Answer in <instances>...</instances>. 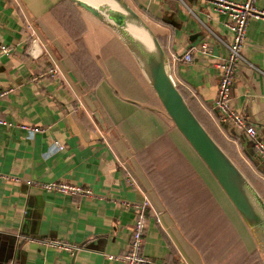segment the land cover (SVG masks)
Wrapping results in <instances>:
<instances>
[{
	"label": "crops",
	"instance_id": "crops-1",
	"mask_svg": "<svg viewBox=\"0 0 264 264\" xmlns=\"http://www.w3.org/2000/svg\"><path fill=\"white\" fill-rule=\"evenodd\" d=\"M124 1L153 32L190 112L247 179L233 160L242 165L264 202V162L240 132L219 126L210 109L217 64L230 41L224 16L214 14L207 0ZM254 7L264 12V0ZM32 42L40 48L37 58L26 54ZM0 44L11 50L0 54V92L8 90L0 98V121L11 125L0 126V264H123L116 258L128 250L131 206L147 199L137 182L145 184L139 154L157 142L171 143L187 157L180 169L195 175L213 202L215 208L200 215L207 229L216 219L226 226L205 232L227 229L249 252L257 250L209 172L171 127L137 60L108 28L67 0H0ZM190 46H204L206 53H194L190 64L174 60ZM46 54L61 75L32 80L49 67ZM242 54L250 66H237L230 106L264 140V21H247ZM21 125L44 131L30 136ZM127 161L134 167L132 186ZM26 180L64 182L90 195L46 193ZM148 202L154 212L146 215L140 253L155 264H201L168 233L165 214L155 221ZM43 240L76 250L45 248Z\"/></svg>",
	"mask_w": 264,
	"mask_h": 264
},
{
	"label": "water",
	"instance_id": "water-1",
	"mask_svg": "<svg viewBox=\"0 0 264 264\" xmlns=\"http://www.w3.org/2000/svg\"><path fill=\"white\" fill-rule=\"evenodd\" d=\"M67 1L108 28L134 56L164 114L209 172L264 260V202L188 109L146 22L124 0H98L96 6Z\"/></svg>",
	"mask_w": 264,
	"mask_h": 264
},
{
	"label": "built area",
	"instance_id": "built-area-1",
	"mask_svg": "<svg viewBox=\"0 0 264 264\" xmlns=\"http://www.w3.org/2000/svg\"><path fill=\"white\" fill-rule=\"evenodd\" d=\"M254 1L255 0H242L241 2H232L227 0H207L211 7V11L214 14L224 16L225 21L222 25L230 35V41L225 45V57L217 64L219 75L216 86V95L210 109L213 112L215 121L218 125H223L240 132L250 143L255 156L260 161L264 162V140L258 138L255 128L252 125L247 124L243 116L233 110L230 106V89L237 66L243 64L249 65L242 54L247 21L249 19L264 21V12L257 10L254 7ZM204 48L205 47L203 46L201 49H195L190 46L179 58L174 57V60L181 62L182 64H190L194 53H206ZM10 51V48L6 47L4 44H0V54L8 56ZM26 54L31 58H37L40 55V48L32 42L28 46ZM46 55L49 67L38 76L32 78V80L45 77L57 78L61 75L57 64L48 54ZM7 93L8 90L1 91L0 98L4 97ZM75 110L79 111L80 106H77ZM0 126L10 127L11 125L0 121ZM20 128L26 130L30 136L33 133H43L44 131L41 128H30L24 125H21ZM52 145L58 150L62 149V146L57 141H52ZM126 179L131 186L134 185V180L130 175H127ZM11 180L17 181L16 179ZM24 183L28 186L33 184L36 188L46 193L62 194L73 198H86L90 195V192L87 189L64 182L34 184L31 181L26 180ZM131 210L133 214V225L130 231L128 251L116 259L123 264H155L140 253L146 215L149 211L151 213L154 211L145 197H143L138 204H133ZM153 216L155 217V221L158 222L159 218L157 214L154 213ZM39 244L45 248L68 253L76 250L75 246L56 240H43L39 242Z\"/></svg>",
	"mask_w": 264,
	"mask_h": 264
},
{
	"label": "trees",
	"instance_id": "trees-1",
	"mask_svg": "<svg viewBox=\"0 0 264 264\" xmlns=\"http://www.w3.org/2000/svg\"><path fill=\"white\" fill-rule=\"evenodd\" d=\"M176 89L178 90V88ZM178 92L180 93L179 90ZM167 120L170 123L171 127L177 132V130L174 128L168 118ZM219 126L229 129L228 127L223 125ZM179 136L181 137L180 134ZM231 136L233 137V135ZM181 139L192 152L194 159L199 160L196 154L185 142V140L182 137ZM216 141L219 143L218 140ZM155 146L159 147L157 151H152V149L154 148V145H152L139 154L138 161L141 169L144 170V174L142 173V175L144 177L143 179L145 180V184L142 185L139 181H137L141 189L145 192L146 196L150 200V202L153 204L155 210H158V212H161L163 214L167 213V215L168 212H171V216L175 214L177 217H183L186 213V225L192 227L193 229H195L196 226L203 227L202 229H198L195 231L203 230L202 232H205V230L209 229L226 228L223 221H220L214 224L213 228L210 227L207 229V223L204 222L205 219L200 215L215 208L213 202L209 200L207 192L205 191V189L202 188L199 181L195 178V175L193 176L191 172H189V175L191 176L184 177L182 180L178 178L179 172H182V169L180 170V168L185 166L184 161H187V157L171 143L157 142ZM143 154H146V158L140 160V157ZM153 158L154 162L152 161ZM233 161L236 165H239V169L243 172L247 179L250 180L251 178H249V176L247 175L248 173L241 167L242 165L240 166L239 162H236V160ZM180 211H182V213ZM169 222L174 225V218H169ZM192 230L190 234L192 236H195V233L197 232ZM218 233L219 232H205V234L203 235V241H211L212 234L214 236L212 240H218L219 248L226 251H230V256L227 258L228 261L231 259L232 256H234L239 260V264H248L249 262L246 260L241 261V256L243 255V253L248 256L250 252L244 247L239 237H237L233 232H230L227 229L226 231H221V233ZM143 235L144 230L142 233V238ZM192 236L188 239H191ZM194 239L195 237L191 239L190 242L192 243ZM233 239L237 244L233 241ZM228 242H232L235 246L227 247L226 243ZM196 247L198 250H200L199 246ZM191 249L197 256V259L199 257L201 261V257L200 255H198V252H196L192 246ZM252 252L254 253V255H256V258L258 257V259L260 260V264H264V261L258 250H254ZM230 264H235V260H231Z\"/></svg>",
	"mask_w": 264,
	"mask_h": 264
},
{
	"label": "rangeland",
	"instance_id": "rangeland-1",
	"mask_svg": "<svg viewBox=\"0 0 264 264\" xmlns=\"http://www.w3.org/2000/svg\"><path fill=\"white\" fill-rule=\"evenodd\" d=\"M158 149H159V147L154 145V148L152 149V151L155 152ZM153 155H154V153H153ZM155 157H156V154H155ZM145 158H146V154H143L140 157V160L145 159ZM152 161L154 162V158L152 159ZM127 163H128V161H127ZM128 165L129 166H127L125 168L126 172L131 177H133L132 176V173H133L132 170L134 169V167L133 166L131 167L130 163H128ZM137 173H138L137 176L142 178L140 173L139 172H137ZM164 174H167V173H164ZM184 177H186L185 174L180 171L178 178L180 180H182ZM135 179H136V177H135ZM147 199H148V197H147ZM155 212H157L156 214H157L158 218L160 217V219H161V217L163 216L162 213L158 212V210H155ZM180 212L182 213V211H180ZM165 215L167 216L168 220L171 217L174 218V225H172L170 223L171 224V226H170L169 223L166 221V223L168 225V233L175 240H178V241L182 240L186 244L187 247L189 246L188 248L191 249V246H192L195 249V251L198 252V255H200L201 264H230V261L233 259L235 260V264H239V260L232 255H231L232 256L231 259L229 261L227 260V258L230 256V251H226V250L219 248V242H218V240H212L214 237L212 234H211V241H209V240L203 241V235L205 234V232L195 231L198 229H202L203 227L196 226L195 229H193L192 227L186 225V223H185L186 213L184 214L183 217H177L175 214L171 216V212H168V215H167V213ZM215 222H219V221L216 219ZM191 230L197 232V233H195V236L194 235L192 236L190 234ZM207 234H209V233H207ZM191 236H192L191 239H193L195 237V239L192 241V243L190 242L191 239H188ZM233 241H234V239H233ZM247 243L250 244L249 245V246H251L250 249H253L255 247V245L253 243L252 244L249 242H247ZM196 246H199L200 250H198ZM226 246L228 247V246H235V245L232 242H228V243H226ZM242 260L248 261L249 262L248 264H260V260L258 259V257L256 258V255H254V253L252 251H250V254L248 256H246L243 253V255L241 256V261Z\"/></svg>",
	"mask_w": 264,
	"mask_h": 264
},
{
	"label": "bare ground",
	"instance_id": "bare-ground-1",
	"mask_svg": "<svg viewBox=\"0 0 264 264\" xmlns=\"http://www.w3.org/2000/svg\"><path fill=\"white\" fill-rule=\"evenodd\" d=\"M84 2H86L87 4H89V5H91V6H96V5H98V0H84ZM139 40H141L140 38H139Z\"/></svg>",
	"mask_w": 264,
	"mask_h": 264
}]
</instances>
